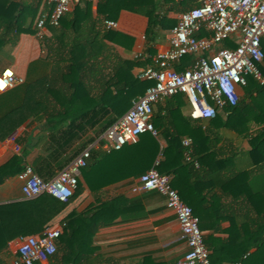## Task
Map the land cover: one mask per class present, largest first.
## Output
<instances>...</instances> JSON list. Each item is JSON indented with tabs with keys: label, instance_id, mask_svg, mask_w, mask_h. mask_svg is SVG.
Instances as JSON below:
<instances>
[{
	"label": "crops",
	"instance_id": "obj_1",
	"mask_svg": "<svg viewBox=\"0 0 264 264\" xmlns=\"http://www.w3.org/2000/svg\"><path fill=\"white\" fill-rule=\"evenodd\" d=\"M155 1L161 10L172 5L170 1ZM32 2L39 5L38 14L49 8L47 4ZM127 6L113 3V0L80 1L63 15L58 26H51V29L47 26L42 38L48 39L52 48L60 49L64 42L70 46L79 43L85 48L84 54H93L90 60H86L84 74L92 69L100 72L112 61L107 51V47H110L122 59L134 62L132 72L137 75L142 67L150 63L149 55L167 47L170 29L182 11L166 13L169 26L157 29L149 40L145 33L147 17ZM105 20L116 21L117 27L107 28ZM107 31H110L108 37L104 35ZM9 36L3 35L0 72L8 68L23 80L40 76V73L47 76L55 59V51H50L51 56L47 57L44 40L34 34L21 33L14 45L8 41ZM16 47H20V51L14 50ZM13 51L15 56L12 55ZM261 66L264 68V61ZM261 71L264 76V69ZM84 78L92 81L91 74ZM254 83L264 86L249 77L247 85L238 88V101L243 100L238 109L234 112L231 107L217 109L213 118L191 117V105L185 94H180L177 100L171 98L168 104V107H175L180 115L190 117L192 123L200 125L206 133V136H198L195 141L189 135L182 137L183 159L192 166L190 169L182 168L170 179L181 199L199 219L212 264L235 261L264 264V152L261 156L251 154L253 145L264 139V90L258 92L254 87H248ZM5 91L0 92L1 107H5L4 102L8 100L4 98ZM32 110L40 114L45 109L36 104ZM51 110H58V106L55 104ZM35 116L28 117L13 131L17 141L29 139L30 147L39 141L46 124L44 118L41 121L33 120ZM227 120L229 125L225 124ZM60 122L62 126L66 125L68 119L65 115L53 125ZM87 134L92 132L89 130ZM7 137L4 135L0 138V165L15 154ZM187 138L190 143L184 145ZM160 143L165 144V139H161ZM195 145L205 151L195 155ZM40 149L41 146L34 148L29 159ZM187 152L190 160L186 158ZM196 156L200 157L199 161ZM157 158L160 161L161 156L158 155L155 160ZM137 176L98 188L94 185L91 190L80 171L77 188L63 203L46 193L25 198L21 192V182L15 174L0 183V204L23 201L43 226L53 227L64 223L62 232L66 225L65 218L70 213L84 211L81 226H77L80 225V218L74 222L67 250L63 249L56 257L37 264H59L57 258L63 254L71 259H80L81 264H176L187 250L176 217L165 206L164 197L158 192L130 190ZM117 197L120 199L118 202L115 200L114 205L100 206L102 202ZM122 215L124 219H121ZM18 238L8 244V264L16 256ZM260 241L263 242L259 246Z\"/></svg>",
	"mask_w": 264,
	"mask_h": 264
},
{
	"label": "trees",
	"instance_id": "obj_2",
	"mask_svg": "<svg viewBox=\"0 0 264 264\" xmlns=\"http://www.w3.org/2000/svg\"><path fill=\"white\" fill-rule=\"evenodd\" d=\"M168 1L172 2V5L165 10L159 9L155 0H113V3H123L126 6L129 4L127 7L143 13L148 19L145 33L151 40L157 29L169 26L170 21L167 20L166 13L184 11L198 5L194 0L178 2L162 0L165 3ZM38 6L30 0H0V30H3L0 32V48L4 43L3 35L9 34L8 41L14 45L21 33L34 34L32 25L38 15ZM109 33L110 31H107L104 35L108 37ZM43 40L48 49L47 57L51 56L50 51H55L51 69L47 76L40 73V76L27 78L5 91L3 95L8 100L4 102L5 107L0 106V138L11 134L33 114L36 115L33 120L41 121L43 118L46 120L42 129L44 132L40 135L39 141L31 147L28 145L29 139H18L21 145L20 153H15L7 162L0 165V183L5 178L19 173L26 163L31 164L41 178L50 179L95 137L105 131L131 106L134 99L153 84V81L140 79L135 75L132 72L134 62L122 59L110 47H107V51L112 61L100 72L98 69H92L84 74L86 60H90L93 54H84L85 48L79 46V43L70 46L64 42L63 47L58 49L52 48V43L48 39ZM262 49L264 53V42ZM193 60V55H184L174 66L177 70H182ZM259 67L264 69L261 64ZM90 74L92 81L84 78ZM248 87H254L258 92L264 90V86L256 83ZM180 94L182 93L167 97L164 101L155 104L151 120L157 130V137L150 132H143L134 142L123 145L119 150L110 152L91 150L87 164L80 170L91 190L94 189V185L98 188L103 184L140 175L153 165L158 155L161 159L157 169L169 177L176 176L182 168H191L192 165L183 159L184 147L181 139L184 135H189L195 141L198 136H206V133L201 130L200 125L193 124L190 117L180 115L173 106L168 107L170 99L177 100ZM242 103V99L237 101L236 105L231 107L232 111L238 109ZM36 104L42 105L45 110L40 114L32 110ZM55 104L58 110L53 111L51 109ZM64 115L68 119L66 125L62 126L60 122L61 124L54 126L56 120ZM225 124L229 125V120ZM89 130L92 132L90 135L87 134ZM161 139H165V144L160 143ZM262 140L257 145H253L252 155H263L264 139ZM40 146V152L29 159L32 150ZM193 150L195 155L205 151L196 145ZM196 158L200 159L198 156ZM119 199L120 197L109 199L100 206H112ZM192 211L194 213L193 209ZM83 213L84 211L72 212L65 218L66 225L56 240L53 257H56L59 251L67 250L74 222L80 218V225L77 226H81L84 221ZM124 217L122 215L121 219ZM93 218L91 217V220ZM45 227L25 202L0 204V264H8L9 255L6 251L11 240L22 235L40 233ZM262 242L260 241L259 246ZM79 260L75 257L71 259L67 254L57 258L59 264H81Z\"/></svg>",
	"mask_w": 264,
	"mask_h": 264
},
{
	"label": "built area",
	"instance_id": "obj_3",
	"mask_svg": "<svg viewBox=\"0 0 264 264\" xmlns=\"http://www.w3.org/2000/svg\"><path fill=\"white\" fill-rule=\"evenodd\" d=\"M32 1L49 5L48 10L39 12L33 23L35 37L41 38L47 26H58L63 15L83 0ZM195 1L198 5L179 14L170 29L167 47L149 55L150 63L139 70L137 76L151 80L153 84L50 179L44 180L31 164L26 163L17 173L25 198L46 193L66 203L77 188L80 170L87 164L92 149L110 152L134 142L143 132L157 135L151 120L153 108L167 97L185 94L191 105V117L213 118L217 109L236 105L238 88L246 86L249 77L264 84L259 67L264 58V0ZM104 24L107 28L117 27L114 20H105ZM184 55H193L194 60L182 70H177L174 64ZM0 81H3L4 86L0 88L3 92L23 82V78L7 68L0 72ZM7 140L13 151L20 153L21 145L16 133L9 134ZM183 143L189 145L190 139H185ZM188 153L186 158L190 160ZM158 164L159 158L136 177L130 190H154L164 197L165 206L175 215L187 246L176 264H212L198 217L181 199L170 177L158 171ZM63 226L64 223L48 226L40 233L19 236L16 256L10 264H37L48 260L56 251V240ZM230 264L242 263L235 261Z\"/></svg>",
	"mask_w": 264,
	"mask_h": 264
},
{
	"label": "snow or ice",
	"instance_id": "obj_4",
	"mask_svg": "<svg viewBox=\"0 0 264 264\" xmlns=\"http://www.w3.org/2000/svg\"><path fill=\"white\" fill-rule=\"evenodd\" d=\"M7 75H11V73H6ZM4 85H3V81H0V88H2Z\"/></svg>",
	"mask_w": 264,
	"mask_h": 264
},
{
	"label": "rangeland",
	"instance_id": "obj_5",
	"mask_svg": "<svg viewBox=\"0 0 264 264\" xmlns=\"http://www.w3.org/2000/svg\"><path fill=\"white\" fill-rule=\"evenodd\" d=\"M16 48L14 50H16L17 52L20 51V47H18L17 49ZM12 55L15 56V51H13V54Z\"/></svg>",
	"mask_w": 264,
	"mask_h": 264
}]
</instances>
